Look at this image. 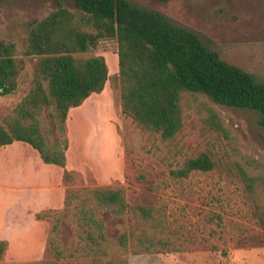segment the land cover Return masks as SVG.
Here are the masks:
<instances>
[{
  "label": "rangeland",
  "instance_id": "1",
  "mask_svg": "<svg viewBox=\"0 0 264 264\" xmlns=\"http://www.w3.org/2000/svg\"><path fill=\"white\" fill-rule=\"evenodd\" d=\"M131 1L162 11L174 24L196 31L223 59L264 79V0ZM60 4L76 10L73 0H0V37L15 42L24 59L17 89L0 96V120L13 112L33 83L38 56L24 55L31 24ZM94 55L106 58L109 79L101 93L69 111L66 168L76 178L66 183L64 167L39 162L37 156L31 160L30 171L35 172L31 180L38 178L47 185L18 182L23 200L1 201V238L9 240L0 264H264V226L255 215V199L244 179V171L264 178V127L259 114L196 94L186 101L182 129L164 139L123 112L117 42L106 39L96 49L76 54ZM210 111L218 114L223 128L206 122ZM47 138L51 144L58 139L55 133ZM21 145L36 151L28 143ZM202 152L211 155L213 169L183 178L171 175L172 169ZM8 159L6 150L0 149V160ZM3 173L0 169L2 191L10 193L16 183ZM263 184L257 194L264 203ZM67 186L126 190L129 211L124 216L107 210L100 214L108 241L98 259L86 254L87 235L70 223ZM45 203L54 206L37 213L42 218L33 210L27 212L29 206ZM138 207L148 214L139 213ZM57 220L60 255L48 250ZM36 221L43 224L42 233ZM123 232L128 235L126 246L118 240Z\"/></svg>",
  "mask_w": 264,
  "mask_h": 264
},
{
  "label": "trees",
  "instance_id": "2",
  "mask_svg": "<svg viewBox=\"0 0 264 264\" xmlns=\"http://www.w3.org/2000/svg\"><path fill=\"white\" fill-rule=\"evenodd\" d=\"M73 1L76 10L60 4L31 24L24 55L38 56L33 83L13 112L0 120V146L27 142L45 163L64 167V182L75 180V174L66 168L69 111L101 93L109 79L103 55L83 58L76 54L96 49L106 39L118 44L123 112L143 128L164 139L175 137L184 125L186 101L196 94L207 95L217 104L256 111L264 127V79L223 59L196 31L131 0ZM23 68L17 44L0 37V96L17 89ZM206 122L223 128L215 111L208 112ZM53 133L58 139L51 144L47 135ZM214 167L211 155L202 152L170 172L183 178ZM244 179L255 199V215L264 226V203L257 194L264 178L244 171ZM65 206L73 227L87 235L86 254L97 259L108 241L101 212L124 216L129 211L125 188L113 186H67ZM136 210L148 214L144 207ZM59 227L57 220L49 241L48 250L55 255L62 252ZM118 238L120 245H127L126 232ZM7 246V240L0 239V259Z\"/></svg>",
  "mask_w": 264,
  "mask_h": 264
},
{
  "label": "crops",
  "instance_id": "3",
  "mask_svg": "<svg viewBox=\"0 0 264 264\" xmlns=\"http://www.w3.org/2000/svg\"><path fill=\"white\" fill-rule=\"evenodd\" d=\"M22 142L23 141H14L11 144L0 146V149L6 150V152L9 155L8 160H4V161L0 160V169L4 170L3 174L5 177L9 178L10 182L16 183L14 186H12L13 189L10 191V193H8V192L2 191L3 189L1 186V182H0V239L9 240L7 238H1V233H2V230H1L2 229L1 228V221H2V206H1L2 204H1V201L3 199H6L7 202L15 204V203H18V202L23 200L21 197H19V194H18V190H17V188L19 187V186H17L18 182L28 181L31 183H35L38 186L47 185V184H42L38 178L31 180V177H33L35 174V172L30 171L31 165H32L31 160L36 159V156H37V158H39L38 160L40 162L42 160V158H41V155L37 149H33L36 151H30V150L28 151V149H26V147L21 145ZM25 143H27V142H25ZM34 152H37V153H34ZM25 153L30 154L29 158H27L26 160L18 158L19 156L21 157V156L25 155ZM30 202H32V200ZM52 206H54L53 203H45L43 205H40L39 208L34 207V209H32L29 206L27 209V212L30 213L33 210L37 214V213H40L41 211H43L47 208H50ZM36 224H37L36 228H38V230L43 226V224L39 221H36ZM42 230L43 229H40L38 232L41 231V233H42ZM12 243L13 242L10 241V245H12Z\"/></svg>",
  "mask_w": 264,
  "mask_h": 264
}]
</instances>
